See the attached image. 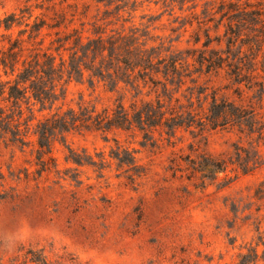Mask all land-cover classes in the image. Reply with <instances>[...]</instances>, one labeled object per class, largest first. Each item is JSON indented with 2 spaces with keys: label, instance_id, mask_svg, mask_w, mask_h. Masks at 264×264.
<instances>
[{
  "label": "rangeland",
  "instance_id": "obj_1",
  "mask_svg": "<svg viewBox=\"0 0 264 264\" xmlns=\"http://www.w3.org/2000/svg\"><path fill=\"white\" fill-rule=\"evenodd\" d=\"M175 1L137 0V11L120 14L116 4L67 2L78 5L80 13L87 9L85 17L76 20V28L84 22L86 30H91V24L99 21L110 24L108 33L136 29L146 35L143 40L149 46H163L165 56L183 53L187 60L188 52L197 51L195 57H189L190 64L205 51L211 56V50H226L225 23L219 27L215 23L201 24L204 4L211 0H196V10H192L194 3ZM213 1L217 5L229 2ZM34 4L0 0V21ZM39 14L36 10L35 15ZM18 32L16 28L11 33L16 37ZM5 33L1 27L0 36ZM90 36L91 31L85 33V37ZM256 68L257 80L264 82L261 65ZM229 74L226 67L211 72L204 68L202 74L187 78L180 89L175 88V99L180 101L177 108L187 112L198 110L203 103L207 107L214 93L219 101L239 104L238 89L245 91L244 97H254ZM100 92L91 96L88 84L72 82L66 99L54 110L60 106L76 109L81 95L88 101ZM253 103L259 102L253 99ZM33 111L32 116L29 112L24 116L29 121V147L22 150L0 138V264H12L13 260L20 264L31 249L42 250L50 258L70 254L80 264H238V256L256 246L263 255L264 136L258 132H242L230 126L205 131L183 128L169 143L158 131L152 145H146L139 132L71 133L68 145L73 150L86 153L96 162L99 156H105L103 177L91 165L67 161L69 153L59 143L53 152L59 174L39 177L33 154L38 141L35 129L49 111H41L39 106ZM259 112L264 116V102ZM118 147L136 153L140 177L130 179L133 173L127 172L129 168L111 158ZM236 149H240L243 160H258L259 168L243 174L237 165L229 164L217 180H188L186 173L175 175L169 170L173 159L189 156L196 159L208 154L235 160Z\"/></svg>",
  "mask_w": 264,
  "mask_h": 264
},
{
  "label": "trees",
  "instance_id": "obj_2",
  "mask_svg": "<svg viewBox=\"0 0 264 264\" xmlns=\"http://www.w3.org/2000/svg\"><path fill=\"white\" fill-rule=\"evenodd\" d=\"M67 1L27 0V4L34 2V6H25L0 21V28L6 32L0 36L3 44L0 48V138L24 150L30 146L29 121L24 119L25 113L32 116L37 106L41 111H49L35 129L38 141L33 154L39 177L45 173L59 174L53 156L57 143L66 147L67 161L78 166L91 165L103 177L107 168L105 156H99L96 162L86 153L73 150L68 145L71 133L139 132L146 145L153 140L155 132L159 131L161 136L165 134L171 143L179 130L193 127L205 131L230 126L264 136V116L259 112L263 109L264 82L258 81L255 75L258 65L264 72V0L255 3L229 0L219 5L213 0L206 2L201 24L215 23L219 27L225 23L226 50H211V56L205 51L194 64L188 59L195 57L197 51L188 52L187 60L183 53L165 56L163 46H149L148 41L143 40L146 35L139 34L136 29L129 33L125 30L108 33L110 24H99V21L91 24V30H86L84 22L76 28V20L85 17L87 9L80 13L78 5H69ZM94 1L105 6L116 4L118 14L137 11V0ZM176 1L183 5L194 3L192 10L198 8L196 0ZM36 10L40 12L37 16ZM16 28L19 32L14 37L11 32ZM90 31L92 36L85 37ZM207 37L210 40L209 33ZM218 43L221 45L222 40ZM223 67L228 68L236 84L244 86L254 97H244L245 91L238 89L239 104L219 101L214 93L207 107L203 103L198 110L187 112L183 107L177 108L180 101L175 99L176 86L180 89L187 78L202 74L204 68L211 72ZM72 82L88 84L91 96L98 90L101 92L88 101L81 95L76 109L64 110L60 106L54 110L57 103L66 99L67 88ZM253 99L259 103L256 105ZM236 151L235 160L234 157L226 160L208 154L196 159L190 156L173 159L169 170L175 175L186 173L188 180H217L229 164L237 165L243 174L259 168L258 160L245 161L240 149ZM135 154L118 147L111 156L121 167L129 168L127 172L133 173L132 180L142 173ZM74 179H78V175ZM238 261V264H259L264 262V253L260 256L258 246L250 247L246 254L238 256ZM12 264H17V260ZM20 264L80 263L70 254L50 258L42 250L31 249Z\"/></svg>",
  "mask_w": 264,
  "mask_h": 264
}]
</instances>
